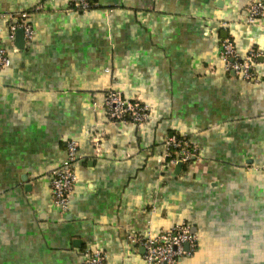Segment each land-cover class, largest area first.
I'll use <instances>...</instances> for the list:
<instances>
[{"label":"crops","instance_id":"crops-1","mask_svg":"<svg viewBox=\"0 0 264 264\" xmlns=\"http://www.w3.org/2000/svg\"><path fill=\"white\" fill-rule=\"evenodd\" d=\"M0 0V264H144L129 234L176 223L198 246L180 264H230L264 232V59L257 81L223 69L221 41L264 51L246 22L253 0ZM27 11L34 35L8 38L7 13ZM149 107L143 124L111 121L106 91ZM189 136L199 158L162 166L164 139ZM78 143L68 209L52 200L50 172ZM264 240V239H263ZM240 254V255H239ZM248 259V258H246Z\"/></svg>","mask_w":264,"mask_h":264},{"label":"built area","instance_id":"built-area-1","mask_svg":"<svg viewBox=\"0 0 264 264\" xmlns=\"http://www.w3.org/2000/svg\"><path fill=\"white\" fill-rule=\"evenodd\" d=\"M97 0H71V10L85 12L97 6ZM246 22L264 28V0H253L245 6ZM8 19V38L12 39L17 29L23 31L24 38L30 40L35 31L29 22V13L20 11L4 15ZM3 18L0 16V19ZM1 32V26H0ZM258 57L264 59V51L250 50L241 54L233 40L224 37L221 41L220 58L223 69L245 81L254 82V62ZM10 64L6 47L0 39V68ZM102 108L113 122L143 124L149 117V107L139 99H128L120 90L111 88L105 92ZM199 158V147L185 135H169L163 142L162 166H172L180 161L188 165ZM78 159V143H66L65 158L62 164L50 172V191L54 205L61 211L68 209L77 180L74 164ZM128 240L142 247L144 264H180L184 257L191 256L198 246V238L192 226L183 221L156 232L129 234ZM84 264H106V254L101 249H85Z\"/></svg>","mask_w":264,"mask_h":264},{"label":"rangeland","instance_id":"rangeland-1","mask_svg":"<svg viewBox=\"0 0 264 264\" xmlns=\"http://www.w3.org/2000/svg\"><path fill=\"white\" fill-rule=\"evenodd\" d=\"M259 233L261 235V231H257L253 237H247L250 238L251 244H240L239 247L237 245V251L247 255L244 258L239 256L235 262L230 260V264H264V236L261 238Z\"/></svg>","mask_w":264,"mask_h":264},{"label":"water","instance_id":"water-1","mask_svg":"<svg viewBox=\"0 0 264 264\" xmlns=\"http://www.w3.org/2000/svg\"><path fill=\"white\" fill-rule=\"evenodd\" d=\"M16 33H17V34L19 33L20 35H23V31H22L21 29H17V30H16ZM182 165H183V164H182L180 161H178V162L175 164V169H176V170H177V169H178V170L181 169ZM192 231L195 232V228H194V227H192Z\"/></svg>","mask_w":264,"mask_h":264}]
</instances>
